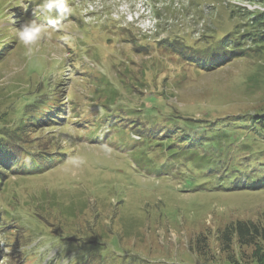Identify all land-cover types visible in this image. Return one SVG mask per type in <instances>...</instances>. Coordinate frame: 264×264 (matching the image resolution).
Segmentation results:
<instances>
[{
	"label": "rangeland",
	"instance_id": "1",
	"mask_svg": "<svg viewBox=\"0 0 264 264\" xmlns=\"http://www.w3.org/2000/svg\"><path fill=\"white\" fill-rule=\"evenodd\" d=\"M39 5L0 0V111H6L0 126H15L39 82L41 93L56 81L54 104L77 90L110 101L102 108L84 99L78 113L70 102L46 105L42 115L59 117L57 123L31 127L30 135L42 134L54 158L44 172L10 175L0 186V212L10 215L0 231V264H34V251L36 264L52 258L65 264L76 255L83 261L89 254V264L127 255V264H224L219 234L225 225H264V186L252 189L255 181L247 178L264 176V130L243 117L264 109V51L220 61L219 69L206 72L181 61L172 48L195 50L206 36L220 38L231 30L230 10L264 12V0H68L71 14L59 23H49ZM131 11L133 20L140 11L149 17L133 23ZM81 15L98 17L85 23ZM29 20L45 28L31 56L16 37ZM138 31L148 42L165 43L157 49L150 44L144 55L157 73V88H141L127 74L135 69L130 62H140L131 52L142 43L133 39ZM242 44L251 51L249 40ZM69 49L68 58L76 54L78 64L66 60ZM81 72L87 82L77 85ZM157 97L161 114L153 107ZM175 110L173 125L190 135L182 141L175 127L161 131L168 128L161 117ZM92 111L117 116H105L116 124L92 127ZM92 134L100 137L88 139ZM74 228L75 240L86 241L82 246L70 247L61 237ZM201 236L205 242L197 241ZM231 247L239 264H252L251 247L235 241Z\"/></svg>",
	"mask_w": 264,
	"mask_h": 264
},
{
	"label": "trees",
	"instance_id": "2",
	"mask_svg": "<svg viewBox=\"0 0 264 264\" xmlns=\"http://www.w3.org/2000/svg\"><path fill=\"white\" fill-rule=\"evenodd\" d=\"M229 16L234 18L233 22L231 21V30L226 32L220 38L206 36L207 39H210V41L205 39L206 41L202 44V46L195 50H185L187 48L182 47L181 51V46L178 45L177 52L181 61H185L188 64L192 63L194 66H199L204 71L208 72L219 69L223 63H228L234 57L241 56L244 53L263 52L264 12L253 10L246 11L244 13L242 10H230ZM242 17H247V20L238 24V21H240ZM187 37L189 38V35H187ZM243 40H249L252 43L251 51H249L250 49H245L242 47ZM150 44L152 43L142 39V43L131 50V52L138 53L137 55L140 56V62H130V66H135V69L131 72H128L127 74H130V77L134 75L141 88H145L149 85L155 86L158 84V79L156 78L157 73L152 71V68L149 64L150 61L146 62L145 58L143 57L146 52L150 51ZM152 46L156 48L154 44H152ZM220 61L223 63H220ZM165 81L166 79H163V85H165ZM37 85H39L37 86L39 87L38 95L32 100L28 101L29 103L25 104V108L20 111L21 114L15 121H13L15 126H13V128H2L0 126V186L4 184L10 175L21 176L27 173L31 174L30 172L38 173L36 171L47 168V165L54 158L49 155V151L47 150L48 147L40 142V137L42 134L35 136L36 138L39 137V139H35L34 136L30 135V132L32 131L31 127H33L35 124L40 125L42 119L44 118L42 114L45 111L46 105L53 103V100L55 99L53 96L49 95V92L51 91L50 89L40 93V82ZM155 88L157 87L155 86ZM140 95H143V91H140ZM27 96L28 95L22 96V98H26ZM18 99H20V97ZM156 99L157 101H154L153 107L157 111V105H160L157 102L163 103V101L158 97ZM2 110L0 111V119L6 122V119L4 118L6 111ZM157 113L161 114L160 111H157ZM243 117H247V119L252 122V127L256 126L258 129L264 130V109L255 111L254 113L245 115ZM171 118H177L176 110L171 114L170 117L168 114L166 115V118L161 117V121H164L165 125L168 126V128L163 126V130H161L163 133L164 131L165 133H168L171 128H176V126L173 125ZM188 123L194 122L189 121ZM176 129V139H178V141H182L184 139L182 136H190H188L181 128ZM38 157L40 158L33 159ZM33 165H35L33 168H29ZM254 167L260 168L261 166L260 164H257L254 165ZM259 175L260 177H256L254 175L247 176L250 181H255V183L251 185L252 189H258L264 186L263 173H259ZM4 211L5 212H0V231L2 233L7 230L8 225L6 222L9 220L7 218L10 217L9 213L5 209ZM71 215L76 217L74 212L71 213ZM71 220L72 219H69V221ZM77 233L78 231H76L74 228V230H70L67 234L64 233V235H61V237L70 247H75L77 245L82 246L84 243H86V241H76L75 239ZM219 236L220 251L225 254L223 260L224 264H239V261L235 258V256H232L233 248L231 245H233L234 241L237 246L251 247L250 257L252 264H264V225L256 224L249 220H237L233 223L225 225L221 229ZM203 239L204 237L201 236V238L198 237L197 241H200L201 243L202 241L205 242ZM93 241L94 240L89 239L88 244H93ZM91 256L93 255L89 254L82 261L81 256L76 255L73 257V263L71 264H89L87 262V257L90 260ZM127 257L129 256L127 255ZM127 257H117L116 264H127ZM129 262L132 263L131 260H129ZM49 264L53 263L49 262Z\"/></svg>",
	"mask_w": 264,
	"mask_h": 264
},
{
	"label": "clouds",
	"instance_id": "3",
	"mask_svg": "<svg viewBox=\"0 0 264 264\" xmlns=\"http://www.w3.org/2000/svg\"><path fill=\"white\" fill-rule=\"evenodd\" d=\"M47 12L49 15V23H59L62 19L71 14V8L68 0H43V7L39 9ZM55 14V21L51 19V14ZM45 28L36 20H29L23 23L16 32L17 39L27 48L26 54L31 56L36 46L43 39Z\"/></svg>",
	"mask_w": 264,
	"mask_h": 264
},
{
	"label": "bare ground",
	"instance_id": "4",
	"mask_svg": "<svg viewBox=\"0 0 264 264\" xmlns=\"http://www.w3.org/2000/svg\"><path fill=\"white\" fill-rule=\"evenodd\" d=\"M26 22V21H25Z\"/></svg>",
	"mask_w": 264,
	"mask_h": 264
}]
</instances>
